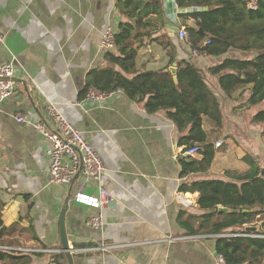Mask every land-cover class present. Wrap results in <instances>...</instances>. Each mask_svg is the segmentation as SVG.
I'll use <instances>...</instances> for the list:
<instances>
[{"label": "crops", "instance_id": "obj_1", "mask_svg": "<svg viewBox=\"0 0 264 264\" xmlns=\"http://www.w3.org/2000/svg\"><path fill=\"white\" fill-rule=\"evenodd\" d=\"M163 5L164 16L158 18L147 11L144 0H136L137 17L130 19L120 13L117 0H0V62L13 60L17 67L15 91L0 102L2 219L6 226L17 223L3 244L34 249L1 252L27 255L28 264H69L60 231L61 212L68 204L66 227L74 264H217V238L235 234L229 230L194 232L200 228L198 216L204 213L198 204L199 192L181 188L200 178L237 180L233 175L243 173L248 165L237 171L223 165L217 168L215 145V158L207 172L183 174L181 150L186 145L179 143L181 133L164 110L149 112L124 91L100 104L84 94L88 73L111 65L106 53L115 48L102 47L105 31L112 29L116 34L121 21L134 23L141 16L143 21L135 31L140 34L133 40L137 69L160 70L169 52L175 51L177 59L191 60L205 71L208 86L221 103L222 134H213L204 117L203 127L214 144L230 132L248 131L247 112L251 121L254 110L227 97L219 86L220 75L209 73L224 58L247 53L232 48L223 55H194L190 39H179L178 29L186 23L194 27L196 22L180 13L170 25L173 20L167 16L165 0ZM164 35L172 38L175 49L162 39ZM248 97L249 92L240 102ZM51 103L85 133L101 155L107 170L99 182L85 181L82 174L69 186L50 182L47 141L16 117L37 114L51 123L47 111ZM193 158L201 160L203 155L198 152ZM99 185L114 197L113 204L103 209L78 197L97 195ZM100 213L104 228L87 224L91 215ZM262 223L246 224L245 231L255 225L260 230ZM107 245L117 246L99 248ZM256 264H264V255Z\"/></svg>", "mask_w": 264, "mask_h": 264}, {"label": "trees", "instance_id": "obj_2", "mask_svg": "<svg viewBox=\"0 0 264 264\" xmlns=\"http://www.w3.org/2000/svg\"><path fill=\"white\" fill-rule=\"evenodd\" d=\"M135 1L117 0L120 13L130 19L137 17L133 7ZM144 2L149 13L156 14L158 18L164 16L163 0ZM249 2L177 0L181 8L198 6L207 9L182 14L187 19H200L194 27L187 25L192 48H198L207 55H223L232 48L247 53L245 57L224 58L210 67L209 73L219 74L222 91L227 97L239 101L241 107L253 109L251 121L261 125L264 124V0L255 1L256 8L249 7ZM142 21L139 16L134 23L120 22L115 34V51L106 53V60L111 65L88 73L84 94L91 85L104 91L120 87L131 99L143 103L149 112L164 110L181 133L179 143L186 147L198 146V152L203 155L201 160L182 155L183 174L207 172L214 161L216 147L203 127L204 117H207L213 134H222L224 116L221 103L208 86L205 71L191 60L177 59L175 51L169 52L170 58L160 70L137 69V50L133 40L140 34L137 32L136 35L135 31ZM162 39L176 48L170 36L164 35ZM207 39L210 43H203ZM173 64H177L175 74L168 69ZM225 70L230 71L223 73ZM248 92V99L240 102ZM261 136L264 138V127ZM243 158L248 168L239 175H233L237 180L200 178L183 184L182 191L199 192L198 204L204 211L198 216L200 228L194 232L205 229L215 233L226 230L247 233L246 224L263 221L257 233L264 235V166L253 155ZM220 206L231 207L235 211L220 212ZM257 207L259 209L254 210ZM2 209L3 204H0V243H4L7 234L17 227V223L4 224ZM216 249L226 258V264H256L264 255V237H220L216 240ZM62 257L66 260L64 254ZM0 261L2 264H28L30 258L0 251ZM57 264L61 263L58 261Z\"/></svg>", "mask_w": 264, "mask_h": 264}, {"label": "built area", "instance_id": "obj_3", "mask_svg": "<svg viewBox=\"0 0 264 264\" xmlns=\"http://www.w3.org/2000/svg\"><path fill=\"white\" fill-rule=\"evenodd\" d=\"M249 7L256 8L255 2H249ZM192 22H197L199 18H190ZM187 25L180 26L178 30L179 39H189L190 32ZM3 36L0 33V41ZM205 43H210L207 39ZM102 47L107 50L115 48V32L112 29H107L103 34ZM194 55L206 54L198 48H192ZM17 67L13 60L5 63L0 62V77L5 80H0V102L10 97L16 88ZM120 87L104 91L93 85L89 86L86 92V98L89 101L98 104L109 101L122 93ZM51 123L44 117L37 114L29 115L19 113L17 120L19 122L28 123L33 129L43 135V138L48 143V167L50 182L59 185L69 186L73 183L78 174H82L85 181H100L107 170L101 155L92 146L86 138L84 132L79 130L73 123H71L58 109V107L51 103L47 107ZM223 139L216 141V146L223 143ZM199 151L198 146L183 147L181 150L184 156H194ZM99 192L97 195H78L87 205L103 209L113 204V195L106 190L102 185L98 186ZM87 224L95 229L104 228L103 213L98 215H91L87 219ZM235 235H248L253 237H261L263 235L257 233H234ZM220 235V234H216ZM117 245H107L99 247L102 249H109ZM0 249L16 250V251H33L34 249L28 247H16L0 243ZM45 251H57L58 249H43ZM217 264H225V257L218 253L216 257Z\"/></svg>", "mask_w": 264, "mask_h": 264}, {"label": "rangeland", "instance_id": "obj_4", "mask_svg": "<svg viewBox=\"0 0 264 264\" xmlns=\"http://www.w3.org/2000/svg\"><path fill=\"white\" fill-rule=\"evenodd\" d=\"M246 119L248 131L230 132V135L221 138L224 142L217 147L219 151L215 164L217 168L223 165L226 170L228 168L235 171L243 170L248 165L243 158L247 155H253L264 166V138L261 136L264 124L248 121V112Z\"/></svg>", "mask_w": 264, "mask_h": 264}, {"label": "water", "instance_id": "obj_5", "mask_svg": "<svg viewBox=\"0 0 264 264\" xmlns=\"http://www.w3.org/2000/svg\"><path fill=\"white\" fill-rule=\"evenodd\" d=\"M251 1L255 2L257 0H251ZM165 10H166L168 18L173 20V21L169 22V24L173 26L176 22V18L178 16V14L190 13V12H202V11H205L207 9L204 7H191V8L181 9L177 5V0H165ZM169 69L173 74L176 73V66L175 65L171 66ZM0 80H5V78L0 77ZM67 210H68V204H66V206L63 208V210L61 212V217H60L61 243H62V248H63V250H64V252L68 258L69 264H74V258L72 255L73 248L69 244L68 232H67V227H66V212H67ZM219 210L223 211V212H232L234 209H231L229 207H220ZM258 230H259V225L246 227L247 232L253 233V232H256Z\"/></svg>", "mask_w": 264, "mask_h": 264}, {"label": "bare ground", "instance_id": "obj_6", "mask_svg": "<svg viewBox=\"0 0 264 264\" xmlns=\"http://www.w3.org/2000/svg\"><path fill=\"white\" fill-rule=\"evenodd\" d=\"M195 155H198V152L194 153Z\"/></svg>", "mask_w": 264, "mask_h": 264}]
</instances>
